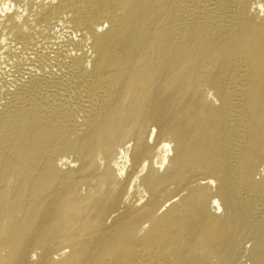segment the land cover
I'll list each match as a JSON object with an SVG mask.
<instances>
[{
    "label": "bare ground",
    "instance_id": "obj_1",
    "mask_svg": "<svg viewBox=\"0 0 264 264\" xmlns=\"http://www.w3.org/2000/svg\"><path fill=\"white\" fill-rule=\"evenodd\" d=\"M0 264H264V0H0Z\"/></svg>",
    "mask_w": 264,
    "mask_h": 264
}]
</instances>
